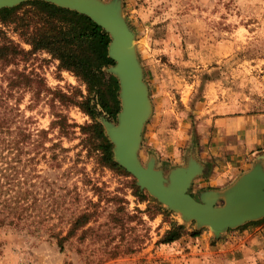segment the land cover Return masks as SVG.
I'll return each mask as SVG.
<instances>
[{
  "label": "rangeland",
  "instance_id": "374dc122",
  "mask_svg": "<svg viewBox=\"0 0 264 264\" xmlns=\"http://www.w3.org/2000/svg\"><path fill=\"white\" fill-rule=\"evenodd\" d=\"M119 1L134 33L150 102L137 151L140 163L153 159L166 175L192 157L203 168L188 193L198 199L203 191L221 190L207 181L210 160L203 149L216 138L215 119L264 114V0ZM0 29L30 49L11 25ZM17 67L41 79L40 86L22 92L19 108L31 128L47 130L43 145L49 149L32 179L37 207L26 211L28 219L0 226V264H264V217L218 233L182 221L92 148L94 128L80 129L92 119L73 102L87 98L102 128L104 120L116 122L96 103L95 87L43 50ZM7 70L0 71V83ZM34 90L40 91L37 96ZM59 114L75 125L65 135L50 127ZM262 149L254 148L250 157L264 168ZM81 213L85 220L75 223ZM173 221L185 233L159 243Z\"/></svg>",
  "mask_w": 264,
  "mask_h": 264
},
{
  "label": "trees",
  "instance_id": "16d2710c",
  "mask_svg": "<svg viewBox=\"0 0 264 264\" xmlns=\"http://www.w3.org/2000/svg\"><path fill=\"white\" fill-rule=\"evenodd\" d=\"M0 24L11 25L20 38L30 46L25 50L18 43L6 37L0 29V71L5 69L7 78L0 83V226L15 225L20 220L28 219L26 213L37 207L38 199L35 191L37 177L36 164L46 157L43 139L47 130L30 127V120L23 118L19 103L21 94L41 85L37 75L25 73L17 67V63L29 59L38 50L48 52L58 60V66L71 71L88 87H95L96 103L110 117L115 118L119 109L117 90L118 85L114 76L104 68L112 61L107 56L108 36L87 16L75 11L57 7L53 4L29 0L12 8L0 9ZM12 65V68L9 66ZM102 90L107 94L103 96ZM39 90H34L37 96ZM102 92V93H101ZM62 97H65L61 94ZM105 97V98H103ZM108 99V100H106ZM88 99L73 102L78 104L92 119V123L80 126L81 130L92 127L96 137L93 138L92 148L101 152V161L113 169L122 168L113 161L111 144L106 138L102 125L94 119V111L88 104ZM57 127L61 134H67L70 124L63 115H55L50 127ZM51 160L55 159L50 155ZM49 159V160H50ZM138 191V188H136ZM144 199V196H142ZM155 201L152 198H147ZM159 212L162 207L155 201ZM50 205V204H49ZM52 208V206L50 205ZM87 215L81 213L76 220L83 222ZM185 233L182 224L173 221L170 227L158 240L159 243H169ZM197 234L196 231L192 235ZM58 246L61 249L60 240Z\"/></svg>",
  "mask_w": 264,
  "mask_h": 264
},
{
  "label": "water",
  "instance_id": "95a60500",
  "mask_svg": "<svg viewBox=\"0 0 264 264\" xmlns=\"http://www.w3.org/2000/svg\"><path fill=\"white\" fill-rule=\"evenodd\" d=\"M29 0H0V9ZM87 16L109 38L107 56L112 64L104 69L118 85L116 122L103 121L115 163L135 178L136 185L178 215L184 222L208 227L218 233L246 221L264 217V168L261 163L240 174L221 190H206L195 199L188 193L194 176L203 166L190 157L184 166L166 175L154 167L153 159L143 166L137 155L142 127L150 113L148 91L135 47L134 33L121 12L119 0H40ZM221 204L218 205V202Z\"/></svg>",
  "mask_w": 264,
  "mask_h": 264
},
{
  "label": "crops",
  "instance_id": "0c3cea01",
  "mask_svg": "<svg viewBox=\"0 0 264 264\" xmlns=\"http://www.w3.org/2000/svg\"><path fill=\"white\" fill-rule=\"evenodd\" d=\"M214 123L212 135L216 138L208 149L205 146L203 149L210 160L207 181L210 186L224 189L254 164L251 151L264 148V114L226 116L215 119ZM246 154L250 155L243 156Z\"/></svg>",
  "mask_w": 264,
  "mask_h": 264
},
{
  "label": "bare ground",
  "instance_id": "6f19581e",
  "mask_svg": "<svg viewBox=\"0 0 264 264\" xmlns=\"http://www.w3.org/2000/svg\"><path fill=\"white\" fill-rule=\"evenodd\" d=\"M180 216V215H179ZM183 221V220H182Z\"/></svg>",
  "mask_w": 264,
  "mask_h": 264
}]
</instances>
